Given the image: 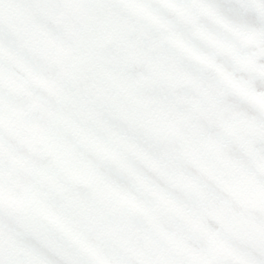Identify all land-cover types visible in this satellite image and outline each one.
I'll return each mask as SVG.
<instances>
[{
  "label": "rangeland",
  "instance_id": "rangeland-1",
  "mask_svg": "<svg viewBox=\"0 0 264 264\" xmlns=\"http://www.w3.org/2000/svg\"><path fill=\"white\" fill-rule=\"evenodd\" d=\"M147 3L0 0V264L264 262V32L221 90Z\"/></svg>",
  "mask_w": 264,
  "mask_h": 264
},
{
  "label": "snow or ice",
  "instance_id": "snow-or-ice-1",
  "mask_svg": "<svg viewBox=\"0 0 264 264\" xmlns=\"http://www.w3.org/2000/svg\"><path fill=\"white\" fill-rule=\"evenodd\" d=\"M174 2L177 5L189 6L193 0ZM202 3L208 10L192 7L190 17L177 12L170 0H151V8L165 26L157 34H172L175 40L183 45V49L191 53L187 55L173 42H168L173 51L179 52L183 67L197 78L212 81L217 88L224 90L225 85L218 74L201 64L197 57L206 59L210 65L237 78L243 76L231 58L219 49L215 42H225L235 47L240 55L252 56L251 51L242 46L239 35L247 31L264 32V12L258 11L255 0H202ZM252 62L264 70V55L252 56ZM244 79L247 80L248 77L244 76ZM252 85L257 92H264V80L255 79ZM234 102L243 106V101L239 98Z\"/></svg>",
  "mask_w": 264,
  "mask_h": 264
},
{
  "label": "flooded vegetation",
  "instance_id": "flooded-vegetation-1",
  "mask_svg": "<svg viewBox=\"0 0 264 264\" xmlns=\"http://www.w3.org/2000/svg\"><path fill=\"white\" fill-rule=\"evenodd\" d=\"M125 1H127V2H129V0H125ZM145 1V3H150L151 4V0H144ZM147 3V4H148ZM170 3L172 4V7L177 11V12H179L181 15H183V16H185V17H190V8H192V7H196V8H199V9H201V10H203V11H207L208 9H207V6L206 5H204L203 3H202V0H193V2H192V4L191 5H189V6H183V5H177V4H175V2H174V0H170ZM185 12V13H184ZM188 14V15H187ZM154 17V16H153ZM154 18H150L149 19V21L150 22H152V24H151V28L153 27V23L156 21V20H153ZM134 29V28H133ZM155 31V32H154ZM153 32V34H151V33H148L147 35H148V37H147V40L148 39H153V38H155V36L156 35H158L157 33H158V31L157 30H154ZM132 32V35H134L135 34V29L134 30H132L131 31ZM142 36H143V34H142ZM154 36V37H153ZM164 41H166L165 43H163V45H167V47H169L168 46V42H175V41H177V40H175V38H174V36H172V34H169L168 36H166L165 38H164ZM216 43V45H218V46H222V45H226V46H228L229 44H227V43H225V42H222V41H216L215 42ZM161 46V48H162V50H164L165 49V47L164 46ZM168 55V54H167ZM172 76V77H171ZM177 76V77H176ZM182 79H184V74L182 73V72H180V73H178V74H175V76H173V75H171V74H169V75H167L165 78H164V81H163V83L160 85V89L163 91V92H166V90H167V88L168 89H170V91L172 92V93H176V92H178L179 90H181L180 88H179V85H182L183 83H184V86L186 87L187 86V88H191L192 87V83L190 82V81H182Z\"/></svg>",
  "mask_w": 264,
  "mask_h": 264
},
{
  "label": "water",
  "instance_id": "water-1",
  "mask_svg": "<svg viewBox=\"0 0 264 264\" xmlns=\"http://www.w3.org/2000/svg\"><path fill=\"white\" fill-rule=\"evenodd\" d=\"M139 68V63L136 61H133L132 63L129 64L128 69L131 71L138 70Z\"/></svg>",
  "mask_w": 264,
  "mask_h": 264
}]
</instances>
